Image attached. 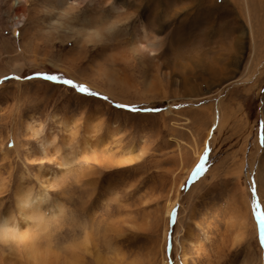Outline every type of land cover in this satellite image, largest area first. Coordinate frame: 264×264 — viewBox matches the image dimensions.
Segmentation results:
<instances>
[{"label":"rangeland","instance_id":"rangeland-1","mask_svg":"<svg viewBox=\"0 0 264 264\" xmlns=\"http://www.w3.org/2000/svg\"><path fill=\"white\" fill-rule=\"evenodd\" d=\"M258 212L264 0H0V264H264Z\"/></svg>","mask_w":264,"mask_h":264},{"label":"bare ground","instance_id":"bare-ground-1","mask_svg":"<svg viewBox=\"0 0 264 264\" xmlns=\"http://www.w3.org/2000/svg\"><path fill=\"white\" fill-rule=\"evenodd\" d=\"M21 3V2H20ZM22 16H24L23 14H22ZM50 143L51 142H46V144L44 145V149L46 150V148L48 147V146H50ZM131 156V155H130ZM129 160H127L126 162H128ZM29 195H27V194H22L21 192H19V195H18V198H17V201H18V204H19V206L22 208V209H24L25 207H26V205L28 204V202H29ZM4 237L5 236H8L7 234L5 235V233H4V235H3ZM32 239V240H31ZM30 240L32 241V242H34L35 241V239H33V238H31ZM24 240L26 241V242H28V237H27V235L24 237ZM32 242H30V243H32ZM35 243V242H34ZM28 257L29 258H31V260H33V262H34V264H54L53 263V261H52V258L47 254V255H42L40 252H38V250H36L35 249V246L32 244L31 245V247L29 248V250H28Z\"/></svg>","mask_w":264,"mask_h":264},{"label":"snow or ice","instance_id":"snow-or-ice-1","mask_svg":"<svg viewBox=\"0 0 264 264\" xmlns=\"http://www.w3.org/2000/svg\"><path fill=\"white\" fill-rule=\"evenodd\" d=\"M45 79H56L55 77H45ZM65 84H72V81L70 80H65L64 81ZM73 87H76L75 85H73ZM79 90L81 92H84V93H87L88 92V89L87 88H84V87H80ZM90 95H95L94 93H89ZM119 107H124V106H119ZM131 111H136V109H131ZM204 170V166L203 164H201L200 168L197 170V173L196 175H199L200 172H202ZM258 220H259V223L261 225V228L262 230H264V212H258Z\"/></svg>","mask_w":264,"mask_h":264},{"label":"built area","instance_id":"built-area-1","mask_svg":"<svg viewBox=\"0 0 264 264\" xmlns=\"http://www.w3.org/2000/svg\"><path fill=\"white\" fill-rule=\"evenodd\" d=\"M22 14L21 13H17L13 16V23L16 24V23H21L23 17L21 16Z\"/></svg>","mask_w":264,"mask_h":264}]
</instances>
